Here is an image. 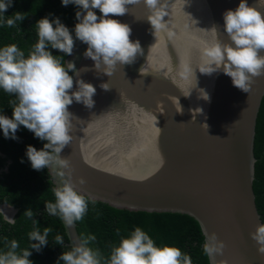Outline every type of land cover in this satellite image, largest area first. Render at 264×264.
<instances>
[{
	"label": "water",
	"instance_id": "1",
	"mask_svg": "<svg viewBox=\"0 0 264 264\" xmlns=\"http://www.w3.org/2000/svg\"><path fill=\"white\" fill-rule=\"evenodd\" d=\"M247 2L259 7L257 0ZM239 3L157 0L150 8L140 0L128 5L127 14L111 18L131 27L130 39L139 41L142 53L131 64H117L112 76L83 55L86 44L75 43L65 58L79 72L71 73L72 91L78 79L92 84L95 103L91 109L75 101L69 106L75 117L72 141L59 159L67 158L70 170L59 159L48 166L54 189L71 180L88 199L116 208L190 215L200 225L204 245H223L208 255L209 264H264V224L253 190L254 135L264 75L243 93L222 71L200 72L208 67L203 53L215 39L231 43L223 13ZM259 10L264 13V7ZM142 67L147 74H141ZM102 83H108L109 90L102 89ZM199 89L209 99L200 98ZM191 90L190 96L183 95ZM177 98L182 113L176 111ZM205 123L208 132L201 127ZM2 207L11 214L6 216ZM16 211L0 204L9 222ZM62 224L67 244L79 243L76 223Z\"/></svg>",
	"mask_w": 264,
	"mask_h": 264
},
{
	"label": "clouds",
	"instance_id": "2",
	"mask_svg": "<svg viewBox=\"0 0 264 264\" xmlns=\"http://www.w3.org/2000/svg\"><path fill=\"white\" fill-rule=\"evenodd\" d=\"M139 2L140 0H62L63 6L71 3L80 9L76 12L78 22L74 28L75 39L59 18L50 20L44 17L35 24L38 40L27 56L16 44L0 48V89L14 97L10 100L12 117L0 114V129L5 138L17 139L16 132L22 125L34 133L36 138L46 141L41 150L27 146L26 156L34 170L47 168L60 158L61 151L71 143L70 132L75 117L69 111V106L75 101L91 109L95 103L93 96L96 88L92 84L78 79L75 81L77 90L72 91L74 79L69 73L79 75L75 63L64 62L63 57L54 56L48 50L49 46L71 56L75 40H79L87 45L83 55L94 61L97 70L112 76L117 64L133 63L137 54L142 53V48L139 41L133 42L130 39L131 27L111 17L127 14V6ZM145 3L151 8L157 4V0H145ZM257 4L259 7L250 6L247 0H240L235 10L229 9L223 13L224 32L231 43L215 39L203 53L208 67L200 71L206 75L222 71L231 78L233 86L243 93H249L255 78L264 75V13L259 10L264 7V0H257ZM11 5L12 0H0V26L17 27L18 22L26 18L20 12L6 17L4 12ZM96 9L101 13L99 17L94 11ZM211 29L214 36L218 37L217 28L213 26ZM143 68L140 70L141 74H147ZM100 87L105 91L110 88L108 83H102ZM192 90L187 94L182 93L188 97ZM199 90L203 92L200 98L209 99L203 89ZM178 103L176 111L182 113L179 99ZM201 127L208 132L206 123ZM59 162L70 170L67 158L59 159ZM84 182L83 179L80 180L81 184ZM54 196L55 202L45 203V211L49 215L59 217L67 226H73L84 218L88 210V198L78 191L71 180L54 189ZM23 214L35 226L28 234L29 239L36 242L32 243L30 249L39 252L42 246L47 245L53 229L46 227L41 234L38 222L33 218L36 213L29 208ZM261 231L264 232V229ZM211 239L215 241L214 236ZM94 240V235L82 239L70 250L63 251L58 262L101 264L99 251L89 246ZM54 242L63 245L64 238L57 234ZM18 248L19 243L11 241L9 250L0 253V264H32L29 260L32 254L30 249L17 252ZM222 248V244L214 247L206 243L203 250L211 256ZM260 252L264 254V247L260 248ZM107 264H192V260L179 247L158 246L146 231L136 227L112 248Z\"/></svg>",
	"mask_w": 264,
	"mask_h": 264
},
{
	"label": "trees",
	"instance_id": "3",
	"mask_svg": "<svg viewBox=\"0 0 264 264\" xmlns=\"http://www.w3.org/2000/svg\"><path fill=\"white\" fill-rule=\"evenodd\" d=\"M79 10L78 6L71 3L63 6L62 0H12L11 7L4 15L10 17L20 12L26 18L18 22L17 27L0 26V48L16 44L27 56L38 40L35 24L44 17L50 20L59 18L75 39L74 28L78 22L76 12ZM94 11L97 16L100 14L98 9ZM77 42L79 40H75ZM48 50L54 56L63 57L64 62L68 56L51 49L50 46ZM13 99V96L0 89V114L12 117L10 100ZM16 137L17 139L5 138L3 130L0 129V204L8 203L17 208L13 222L7 221L0 212V253L7 252L13 240L19 243L17 252L30 249L32 243H36L28 236L35 226L23 214L31 208L36 213L33 218L38 222L41 234L46 227H51L53 231L49 234L47 245L42 246L39 252L30 249L32 254L29 260L32 264H64L63 261L58 262V258L71 247L67 244L68 238L62 221L45 211L46 202H55L54 185L48 167L34 170L26 156L28 145L41 150L46 141L36 138L34 133L22 125L16 132ZM253 152V190L264 224V95L256 119ZM76 226L81 240L95 236L89 246L99 251L101 264H107L112 248L119 244L121 238L129 236L136 227L146 231L158 246L179 247L190 255L192 264H209L208 255L203 250L204 236L200 225L185 213L122 209L88 199V210L84 218L76 222ZM57 234L64 238L63 245L54 242Z\"/></svg>",
	"mask_w": 264,
	"mask_h": 264
},
{
	"label": "bare ground",
	"instance_id": "4",
	"mask_svg": "<svg viewBox=\"0 0 264 264\" xmlns=\"http://www.w3.org/2000/svg\"><path fill=\"white\" fill-rule=\"evenodd\" d=\"M4 209H5V211H4ZM9 210H11L10 208H7V207H2V211L4 212V214L6 215V216H9L10 214H11V211L10 212H8Z\"/></svg>",
	"mask_w": 264,
	"mask_h": 264
},
{
	"label": "rangeland",
	"instance_id": "5",
	"mask_svg": "<svg viewBox=\"0 0 264 264\" xmlns=\"http://www.w3.org/2000/svg\"><path fill=\"white\" fill-rule=\"evenodd\" d=\"M4 211H5V209H4ZM11 210H9L8 212H10Z\"/></svg>",
	"mask_w": 264,
	"mask_h": 264
}]
</instances>
